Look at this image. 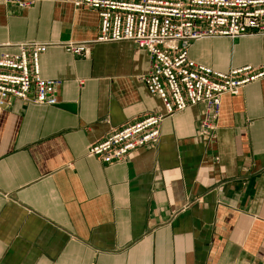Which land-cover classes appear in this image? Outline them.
I'll use <instances>...</instances> for the list:
<instances>
[{
	"label": "crops",
	"instance_id": "obj_1",
	"mask_svg": "<svg viewBox=\"0 0 264 264\" xmlns=\"http://www.w3.org/2000/svg\"><path fill=\"white\" fill-rule=\"evenodd\" d=\"M98 27L72 0H0V55L50 44L40 75L62 82L52 107L0 108V264H264V78L222 97L212 141L196 105L166 117L156 145L105 165L91 145L164 109L138 80L147 54L94 43ZM68 42L91 43L87 56ZM189 58L263 67L264 36L197 41Z\"/></svg>",
	"mask_w": 264,
	"mask_h": 264
},
{
	"label": "built area",
	"instance_id": "obj_2",
	"mask_svg": "<svg viewBox=\"0 0 264 264\" xmlns=\"http://www.w3.org/2000/svg\"><path fill=\"white\" fill-rule=\"evenodd\" d=\"M72 5L97 14L94 43L130 42L147 54L149 71L138 80L160 99L164 109L163 114L110 131L91 145L88 156L105 165L156 145L162 121L196 105L203 106L198 134L212 141L222 97H236L244 87L264 78V66L221 73L189 58V48L197 41L264 36V0H72ZM28 6L19 4L20 8ZM90 44L68 42L62 48L85 58ZM49 46L24 42L15 46V52L0 55V108L10 99L56 105L62 82L43 79L39 68V59Z\"/></svg>",
	"mask_w": 264,
	"mask_h": 264
}]
</instances>
